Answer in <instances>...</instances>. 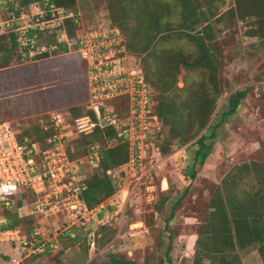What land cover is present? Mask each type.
I'll return each instance as SVG.
<instances>
[{
    "label": "rangeland",
    "instance_id": "rangeland-1",
    "mask_svg": "<svg viewBox=\"0 0 264 264\" xmlns=\"http://www.w3.org/2000/svg\"><path fill=\"white\" fill-rule=\"evenodd\" d=\"M110 1L77 0L85 28L112 22ZM173 1L164 0L166 30L178 24L179 14L171 7ZM235 2L215 0L214 4L216 16L211 22L217 37L223 92L209 124L216 123V114L225 109L231 93L246 87L251 90L237 113L229 116L220 127L205 165L199 169L196 165L197 174L193 176L195 146L189 142L183 146L171 144L167 154L152 163L144 161L136 171L129 165L112 170L118 190L104 202L103 211L113 214L109 223L97 224L91 219L85 226H72L70 228L78 234L76 240L63 239L58 248L35 253L21 264H114L111 255L130 260L132 264H193L197 227L208 211L216 186L237 166L245 162H264V37L251 33L257 26L254 17L240 19L228 14L227 10ZM133 14L141 17L140 10ZM221 14L224 18L218 21L216 18ZM130 22L127 31L138 24L137 17ZM123 33L127 42V33ZM170 46L171 42L158 44L156 50L163 51ZM183 47L194 52L193 46L181 45ZM129 54L130 63H144V54ZM87 70L85 60L76 51L37 63H25L18 58L16 50L0 52V122L10 121L16 131L23 132L31 130L33 122L46 114L60 112L72 116L78 110L86 111ZM188 75L182 68L179 87L184 86V78ZM194 76L196 74L190 76V82ZM161 133L155 136L160 142L168 128H163ZM83 144V141L79 146H75V141L72 143L76 152L82 151ZM97 169L85 162L83 174L88 178ZM126 190H129L127 200L122 203ZM66 220V214L60 213L38 225L47 234L49 227L67 226ZM92 227L100 234L94 245L88 236ZM13 249L10 244L1 245L0 264H13L10 261ZM241 255L244 264H264L257 245L241 250Z\"/></svg>",
    "mask_w": 264,
    "mask_h": 264
},
{
    "label": "trees",
    "instance_id": "trees-1",
    "mask_svg": "<svg viewBox=\"0 0 264 264\" xmlns=\"http://www.w3.org/2000/svg\"><path fill=\"white\" fill-rule=\"evenodd\" d=\"M22 1L29 3L39 0ZM53 1L59 7L78 10L77 0ZM214 4L215 0H174L171 7L179 14L178 24L174 29L166 30L164 16L167 5L164 0L110 1L112 23L119 27L122 33H127L128 41L125 44L129 53L145 55L144 63L139 62L140 67L146 80L155 89L153 116L156 118L152 120V140L160 147L161 157L162 154L170 151L171 144L175 143L178 146L189 142L193 144L194 169L196 165L198 169L205 165L215 147L220 127L229 116L237 113L242 100L251 90L250 87H246L231 93L225 109L219 115L216 114V123L209 124L223 92L220 79L221 63L216 49L217 37L211 22L216 16ZM139 10L141 17L133 14V11ZM227 12L239 16L240 19L254 17L257 26L251 33L264 37V0H236L235 5ZM133 17H137L138 24L130 26V31H127V25ZM223 18L221 14L216 19L222 21ZM66 25L72 38L73 48L76 49L82 25L75 19L67 20ZM199 26L201 27L198 28ZM6 41L9 42L5 43ZM170 42V47H166L163 51L156 50L158 44ZM185 44L193 46L194 52L186 51L185 47L181 48V45ZM12 50H16L18 58L22 60L15 35L13 34L11 38L6 35L0 36V52ZM68 51L69 48L63 43L54 53ZM45 57H49V54ZM10 58L9 56L6 62L9 63ZM182 68L189 75L184 78V86L179 87L178 77ZM194 74L196 76L190 82V76ZM113 103L115 112L121 119L129 115L127 98L119 101L116 99ZM84 114H86L85 110H78L72 118ZM43 124L48 125V129H45ZM163 128H168V133L160 142L155 136L161 135ZM54 132L50 114H46L33 122L31 130L17 131V134L21 143L31 145L36 142L42 150H45L51 146L49 139ZM117 134L116 127H108L96 129L91 134L77 135L71 139L72 143L76 142L75 146L81 145L82 141L84 143L82 151L71 155L73 158L87 154L95 143H100L103 148L99 168L95 174L86 178L87 188L83 197L90 208L97 207L116 194L118 187L109 171L127 166L129 163V144L111 143ZM26 138L29 141H26ZM196 174L195 169L193 176ZM29 201H21L18 205L27 204ZM3 215L8 218L4 227L20 226L28 234L33 230L35 219L20 217L17 209L4 210ZM107 228L104 227L106 231ZM99 235L98 233V237ZM77 237L78 234L75 237H62L60 245L63 239L76 240ZM29 239L30 245L33 246L34 240L30 237ZM253 245H257L264 262V162L261 161L245 162L237 166L216 186L208 211L197 227L193 264H244L241 250ZM110 259L114 264H132L130 260L119 259L115 255H111Z\"/></svg>",
    "mask_w": 264,
    "mask_h": 264
},
{
    "label": "built area",
    "instance_id": "built-area-1",
    "mask_svg": "<svg viewBox=\"0 0 264 264\" xmlns=\"http://www.w3.org/2000/svg\"><path fill=\"white\" fill-rule=\"evenodd\" d=\"M69 19L83 25L76 49L66 25ZM85 27L79 8L76 11L59 7L53 0H0V36L15 35L24 62L46 58V54L58 55L54 52L64 43L69 48L66 53H79L88 68L86 114L78 118L60 112L51 114L55 132L49 139V148L42 150L36 142L21 143L12 122H0V247L13 246V264H21L25 258L50 247L58 248L62 237L76 236L72 226H85L91 219L105 225L113 217L108 210L102 213L103 203L90 208L83 197L87 188L84 164L99 168L102 145L95 143L87 154L73 158V136L116 127L118 134L111 143L129 144L128 165L133 171L144 161L152 163L161 156L160 147L152 140L155 89L146 80L139 61L130 63L122 31L111 21ZM123 98L128 99L129 115L121 119L113 101ZM43 126L48 129V125ZM128 192L125 191L122 203L126 202ZM24 200L30 201L18 205ZM13 209L20 217L38 218L30 234L20 226L4 227L8 218L3 211ZM60 213L66 214L67 226L49 227L44 234L38 224ZM89 229V240L94 245L97 228ZM29 237L34 240L33 246Z\"/></svg>",
    "mask_w": 264,
    "mask_h": 264
},
{
    "label": "crops",
    "instance_id": "crops-1",
    "mask_svg": "<svg viewBox=\"0 0 264 264\" xmlns=\"http://www.w3.org/2000/svg\"><path fill=\"white\" fill-rule=\"evenodd\" d=\"M82 20H83V18H82ZM83 23H84V20H83ZM62 54H65V53H60V54H58V55H62ZM55 56H57V55H55ZM52 57H54V56H50V57H46V58H42V59H39V60H35V61H32V62H25V63H37V62H39V61H42V60H44V59H48V58H52ZM87 73V72H86ZM87 88H88V81H87ZM103 205H104V208H105V203H103ZM104 210V209H103ZM102 210V212L104 213L105 211H103ZM101 215H102V213H101ZM34 219H36V221L38 220V218L37 217H35ZM39 220H40V218H39Z\"/></svg>",
    "mask_w": 264,
    "mask_h": 264
}]
</instances>
